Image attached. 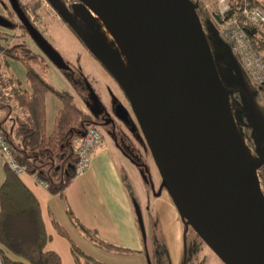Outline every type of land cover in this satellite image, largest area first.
Listing matches in <instances>:
<instances>
[{"label": "water", "instance_id": "95a60500", "mask_svg": "<svg viewBox=\"0 0 264 264\" xmlns=\"http://www.w3.org/2000/svg\"><path fill=\"white\" fill-rule=\"evenodd\" d=\"M77 1L113 39L125 74L104 36L95 34L97 43L89 37L90 51L125 94L161 187L182 219L224 264H264V194L253 171L264 165V157L253 163L245 151L230 90L217 73L196 6L190 0ZM7 2L39 50L62 64L17 0ZM47 2L61 19L73 21L62 1ZM0 26L12 27V22L0 14ZM235 69L243 82L237 61ZM117 109L114 115L128 122L127 109ZM251 113L264 130L261 118ZM139 225L142 229L140 220Z\"/></svg>", "mask_w": 264, "mask_h": 264}, {"label": "rangeland", "instance_id": "374dc122", "mask_svg": "<svg viewBox=\"0 0 264 264\" xmlns=\"http://www.w3.org/2000/svg\"><path fill=\"white\" fill-rule=\"evenodd\" d=\"M60 1L73 14V21L70 23L61 19L45 0H19L25 7L31 21H33L36 30L63 61L62 64H54L44 54L46 57L44 60L47 64L44 71H41L42 77L57 93L69 94L77 108L91 113L90 121L97 126L104 139L106 138V159L117 162L120 167L121 177H129L133 185H131L133 193H137V198L133 194L132 202L135 208L139 210L146 238L143 240L140 253L134 255L133 253H127L125 251H111L109 249L96 248L86 238H82L76 232L80 236L78 238L68 225L64 227L83 251L95 259L102 261L103 264H134L137 262L138 255L144 264H173L168 246L161 240L160 242L158 238H150L149 217L146 213L147 200L153 197L154 194L162 192L163 189L161 187L159 171L134 114L131 112L126 100L120 94L122 103L129 111L128 122L121 123L112 112L115 107L114 103L116 102L114 94H118L115 90V81L102 67L97 57L90 51L91 35L87 31L86 26L87 24L97 25L96 27L99 25L95 24L93 17L86 10V7L77 0ZM60 1L57 0L58 3ZM190 1L192 4H197L196 7L199 8L198 14L202 24V30L222 84L225 86L235 84L234 86L244 87L243 90L247 96V103L245 104L244 100L243 102L246 106H249V114H252V108L257 113L261 109V113H263L264 89H261L252 80L240 63L239 66L241 68L243 82L236 83L238 80L234 70L236 67L235 54L231 49L229 41L219 32L213 17L208 13L212 9L213 0H201V3H197V0ZM36 2L38 3L36 7L38 14L34 15L33 6ZM9 9L11 8L7 0H0V14H3L6 18H11L12 21H19L15 14L11 16ZM12 28L8 27V30L4 29L7 33H12L9 37L10 42H22L25 40L30 49L38 51V47L29 35L23 34L19 28ZM104 29L108 32L106 28ZM101 31L103 32L102 28ZM110 40V42L113 41L111 37ZM116 59L118 65L123 67L119 56L117 57L116 55ZM4 71L7 75L17 80L21 86L27 87L25 68L19 60L8 59L7 63L4 64ZM234 86L232 85V87ZM53 90L46 92L44 96L45 129L47 133L51 131L54 116L62 104V99ZM233 93H228V100L240 138L248 157L251 160L258 161L253 148L258 145L260 156L264 157V130L256 128L255 131L252 128L254 124L252 116H247V118L242 117V113L239 111L240 106H236L237 99H234L237 97V94ZM105 112L106 118L108 117L106 123L103 122ZM20 114L21 112L18 109L11 110L7 106H0L1 128L11 134L15 127V115ZM17 141V139H14L15 143ZM253 171L256 181L264 194L260 168H253ZM139 189L146 192L142 193L144 195V201L142 202L138 197ZM181 221L183 222V230L185 232L182 262L180 264H224L196 232L191 227H185L183 219Z\"/></svg>", "mask_w": 264, "mask_h": 264}, {"label": "trees", "instance_id": "16d2710c", "mask_svg": "<svg viewBox=\"0 0 264 264\" xmlns=\"http://www.w3.org/2000/svg\"><path fill=\"white\" fill-rule=\"evenodd\" d=\"M17 2L34 26L25 7L19 0ZM197 3H201V0H197ZM248 3L261 5L255 0H248ZM37 4L36 2L33 6L34 15L38 14ZM239 5H241L239 0H231V9L225 15L227 17L236 15ZM198 10L199 8L196 7L197 13ZM9 13L14 16L11 9ZM208 13L211 15L210 12ZM8 20L12 22V29L19 28L28 36L19 21H12L11 18ZM7 28L0 27V106H7L11 110L18 109L21 114L15 115V127L11 134L1 126L0 131L8 141L18 163L25 166L26 172L36 175L37 179L47 184L46 188L49 192L56 193L65 200L64 189L75 177L73 139L79 137L85 128L91 125V113L77 108L69 94L57 93L46 83L41 74L47 64L43 53L39 48L38 51L30 49L25 40L10 42L9 37L12 33H7L5 31L8 30ZM248 33L252 40L257 41V46L261 49L264 39L260 40V37L263 35L251 31ZM8 59L19 60L24 65L27 87L21 86L17 80L6 74L4 64ZM102 67L105 69L103 65ZM234 70L236 72L235 68ZM232 85H227L230 91L238 88ZM52 90L62 99V104L54 116L51 131L47 133L44 96L46 92ZM14 139L18 140L17 143ZM253 150L257 158H260V150L256 147ZM259 168L264 186V165ZM3 172L0 182V264H61L58 254L46 249L50 235L44 228L36 196L4 161ZM65 213L70 223L95 246L123 249L102 240L96 230L85 227L68 205ZM184 222L190 227L185 220ZM52 224L61 235L68 236L57 221L52 219ZM69 242L75 264H103L102 261L83 251L72 240Z\"/></svg>", "mask_w": 264, "mask_h": 264}, {"label": "crops", "instance_id": "0c3cea01", "mask_svg": "<svg viewBox=\"0 0 264 264\" xmlns=\"http://www.w3.org/2000/svg\"><path fill=\"white\" fill-rule=\"evenodd\" d=\"M255 1H258L264 8V0ZM260 51L264 56V43ZM236 60L237 57L235 55ZM261 89H264V86ZM230 92L231 94L233 92H235L233 94H237L234 99H237L236 106H240L239 111L242 113V117L252 116L254 123L252 128L256 131L258 125L253 115L249 114V106L245 105L247 103L245 91L239 86L235 91L231 90ZM252 110L255 112L253 108ZM255 113L264 122V112L261 113L260 109L258 113ZM103 120L106 121V112ZM121 123L123 122L121 121ZM91 125L97 127L93 123ZM105 139L101 133V141L91 150L85 173L75 176L64 189L65 200L60 198L58 194L49 192L46 187L38 182L36 175L28 172L18 175L38 200L44 228L50 235L46 249L56 252L61 264H75L69 241L72 240L76 244V240L72 239L71 234L68 233L64 226L68 225L75 234L77 232L82 238L84 237L70 223L65 213L67 205L85 227L96 230L102 240L123 248L121 250L109 249L111 251L139 254L143 240L146 238L139 210L135 208L132 202L134 195L137 198V193H133V185L129 177H121L120 167L117 162L106 159L107 144ZM3 175V160L0 158V182ZM143 192L141 189L138 191V197L141 202L144 201ZM147 201L146 213L149 217L150 238H158L159 241L161 240L167 245L173 264H180L182 262L185 230H183V222L181 217L179 218L180 214L177 208L164 187L162 192L154 194ZM52 219L65 229L67 237L56 230L52 224ZM139 220L142 223V229L140 228ZM76 236L80 238L79 235L76 234ZM89 243L95 246L92 242ZM101 249L106 250L104 247ZM140 259L138 255L137 262L134 264H144Z\"/></svg>", "mask_w": 264, "mask_h": 264}, {"label": "built area", "instance_id": "2783aa9c", "mask_svg": "<svg viewBox=\"0 0 264 264\" xmlns=\"http://www.w3.org/2000/svg\"><path fill=\"white\" fill-rule=\"evenodd\" d=\"M46 1V0H45ZM47 2V1H46ZM237 14L227 17L225 14L231 9V0H213L209 10L219 32L229 41L238 62L245 68L253 81L264 86V56L252 40L248 31L256 32L264 39V8L256 3L249 4L248 0H239ZM48 3V2H47ZM204 5H206L204 3ZM248 29V30H247ZM101 141L99 129L93 125L85 128L79 137L73 140L74 173L80 176L85 173L89 156L93 147ZM0 158L17 175L26 172L25 166L18 163L4 134L0 131ZM44 187L47 184L38 179Z\"/></svg>", "mask_w": 264, "mask_h": 264}, {"label": "flooded vegetation", "instance_id": "af4514ba", "mask_svg": "<svg viewBox=\"0 0 264 264\" xmlns=\"http://www.w3.org/2000/svg\"><path fill=\"white\" fill-rule=\"evenodd\" d=\"M3 15V14H2ZM86 29H87V31L90 33V35H91V37H92V40H93V43H97L96 42V39H95V37L94 36H96L95 34H97L98 36H100V35H102V36H104L105 37V41H104V45L107 47V46H109L110 47V52L112 53V58H113V60L116 62V64L118 65V62H117V59H116V55H115V52L112 50V44L110 43V36L106 33V31H101V28L99 29V26L98 27H96L95 25L93 26V25H89V26H86ZM94 32V33H93ZM98 36H96V37H98ZM44 55V54H43ZM46 58V57H45ZM121 68V71H122V73H124L125 74V72H124V70H123V68L122 67H120ZM106 72L110 75V73L106 70ZM111 76V75H110ZM112 77V76H111ZM112 79L115 81V84H116V86H115V90L117 91V93L118 94H114V96L116 97V102L114 103L115 104V106H117V112H120L121 113V106H123L125 109H126V107H125V105L122 103V101H121V98H120V95H121V97L124 99V100H126V102L128 103V105H129V102H128V100H127V98H126V96H125V94L123 93V91H122V89H121V87L119 86V84L116 82V80L112 77ZM120 94V95H119ZM115 108V107H114ZM114 108H113V113H114ZM129 108H130V105H129ZM128 111V110H127ZM129 112V111H128ZM127 118L129 119V113H127ZM112 120V119H111ZM110 120V121H111ZM108 121V118H106V121L104 120L103 122H107Z\"/></svg>", "mask_w": 264, "mask_h": 264}, {"label": "bare ground", "instance_id": "6f19581e", "mask_svg": "<svg viewBox=\"0 0 264 264\" xmlns=\"http://www.w3.org/2000/svg\"><path fill=\"white\" fill-rule=\"evenodd\" d=\"M133 84H134V87L136 88V90H137V83H136V81L135 80H133ZM252 162L253 163H255L256 161L255 160H252Z\"/></svg>", "mask_w": 264, "mask_h": 264}]
</instances>
